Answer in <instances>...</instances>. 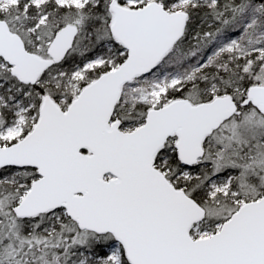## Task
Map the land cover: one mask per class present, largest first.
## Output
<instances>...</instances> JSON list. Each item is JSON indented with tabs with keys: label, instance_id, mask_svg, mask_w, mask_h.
I'll return each instance as SVG.
<instances>
[{
	"label": "snow or ice",
	"instance_id": "1",
	"mask_svg": "<svg viewBox=\"0 0 264 264\" xmlns=\"http://www.w3.org/2000/svg\"><path fill=\"white\" fill-rule=\"evenodd\" d=\"M0 264H264V0H0Z\"/></svg>",
	"mask_w": 264,
	"mask_h": 264
}]
</instances>
